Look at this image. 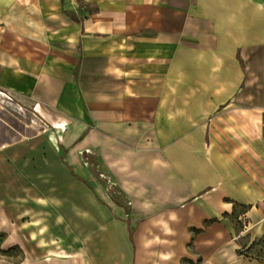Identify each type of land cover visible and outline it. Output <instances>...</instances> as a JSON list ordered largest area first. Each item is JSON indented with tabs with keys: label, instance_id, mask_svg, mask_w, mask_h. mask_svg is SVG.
Returning <instances> with one entry per match:
<instances>
[{
	"label": "crops",
	"instance_id": "crops-1",
	"mask_svg": "<svg viewBox=\"0 0 264 264\" xmlns=\"http://www.w3.org/2000/svg\"><path fill=\"white\" fill-rule=\"evenodd\" d=\"M257 239L264 0H0V264H264L232 254Z\"/></svg>",
	"mask_w": 264,
	"mask_h": 264
},
{
	"label": "rangeland",
	"instance_id": "rangeland-1",
	"mask_svg": "<svg viewBox=\"0 0 264 264\" xmlns=\"http://www.w3.org/2000/svg\"><path fill=\"white\" fill-rule=\"evenodd\" d=\"M3 117H6V119L8 121H10L14 125L18 126L17 121L15 119H11L12 117L9 113H7V115L3 116ZM110 190H112V189H110ZM118 196H120V195H118ZM242 211H244L243 207L238 206V205H233V209L231 212V218L234 222V227H235V230L238 234L240 233V229H242V222H241V220L238 219V215ZM218 244L219 245L216 246V248H215V253L221 254V255L225 254L227 252L228 246L226 244H224V242H222V241H220ZM231 245L232 244H230V246ZM232 248H234V249H232V254L236 255V256L250 257V258H256V259H263L264 258V240H261V239L255 240L253 242V244H251L247 250H245L241 246H237V245H235Z\"/></svg>",
	"mask_w": 264,
	"mask_h": 264
},
{
	"label": "trees",
	"instance_id": "trees-1",
	"mask_svg": "<svg viewBox=\"0 0 264 264\" xmlns=\"http://www.w3.org/2000/svg\"><path fill=\"white\" fill-rule=\"evenodd\" d=\"M253 244V243H252Z\"/></svg>",
	"mask_w": 264,
	"mask_h": 264
}]
</instances>
